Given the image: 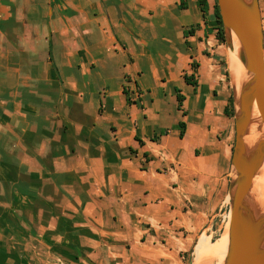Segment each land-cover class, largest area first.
<instances>
[{"label":"crops","instance_id":"1","mask_svg":"<svg viewBox=\"0 0 264 264\" xmlns=\"http://www.w3.org/2000/svg\"><path fill=\"white\" fill-rule=\"evenodd\" d=\"M184 2L0 0V264H192L214 244L230 54L215 0Z\"/></svg>","mask_w":264,"mask_h":264},{"label":"water","instance_id":"2","mask_svg":"<svg viewBox=\"0 0 264 264\" xmlns=\"http://www.w3.org/2000/svg\"><path fill=\"white\" fill-rule=\"evenodd\" d=\"M216 1L229 54L233 50L234 34L241 45L244 66L250 73L249 82L241 89L238 98L232 78L235 141L228 188L229 247L223 264H264V207L251 201L254 176L264 166V32L261 10L259 0ZM253 108L257 109L261 122L256 127L259 136L251 151L246 137ZM86 261L94 264L89 259Z\"/></svg>","mask_w":264,"mask_h":264},{"label":"bare ground","instance_id":"3","mask_svg":"<svg viewBox=\"0 0 264 264\" xmlns=\"http://www.w3.org/2000/svg\"><path fill=\"white\" fill-rule=\"evenodd\" d=\"M249 2V0H244ZM233 41V50L229 57V65L231 69V74L234 79V85L236 89V98L239 97L241 89L245 86L246 83L249 82L250 73L246 70L244 66V60L242 56L241 45L237 39V37L232 34ZM261 122L260 115L256 108H253L252 122L250 128L248 130V135L246 137L247 145L249 146V150L252 151L253 146L255 145L258 139L257 125ZM252 203L257 206L264 207V166L256 172L254 176V180L252 183ZM229 204V197L226 202ZM256 206V207H257ZM229 225H230V213L228 214V223L226 226V230L222 234L219 241L215 244H208L204 246L203 238L199 240L196 250L194 261L192 264H198L201 260L202 256L208 252L213 256L216 264H223L227 255L228 247H229Z\"/></svg>","mask_w":264,"mask_h":264},{"label":"rangeland","instance_id":"4","mask_svg":"<svg viewBox=\"0 0 264 264\" xmlns=\"http://www.w3.org/2000/svg\"><path fill=\"white\" fill-rule=\"evenodd\" d=\"M259 5H260V10H261V16H262V25H263V32H264V0H259ZM225 48L227 49V52L230 53L228 46L225 43H223ZM225 68H226V75L228 77L229 81H232V74H231V69L229 68V65L227 62L225 63ZM233 88V85H232ZM234 117V116H233ZM235 141V139H234ZM228 198V197H227ZM228 213H229V204L226 203L223 213L221 214V217H218L217 220L214 222V227L209 231L210 239L215 242L223 233V231L226 228L227 222H228ZM203 238V239H202ZM201 239L204 242V246L211 244L209 240L203 236ZM219 241V240H218ZM205 264H216L213 258H208L206 259Z\"/></svg>","mask_w":264,"mask_h":264},{"label":"trees","instance_id":"5","mask_svg":"<svg viewBox=\"0 0 264 264\" xmlns=\"http://www.w3.org/2000/svg\"><path fill=\"white\" fill-rule=\"evenodd\" d=\"M184 1L185 0H182V3L180 5L182 8H185L186 7V4H185ZM198 5L201 8V10L204 13V15L207 14V12L209 10L208 0H198ZM214 15H215L216 22L218 23L216 38H217V40L220 43H225V36H224L223 25H222V22H221V18H220V14H219V9H218L217 1L216 0H215V4H214ZM191 32H193V31H191ZM186 81L189 82L188 79H186ZM177 100H178V107H181L182 102H183V97L180 96V95H178ZM229 103H230V106H231V112L229 113L226 110V114L228 116L233 117L234 116V111H233V108H232V104H233V99L232 98H230ZM179 125H180V127L184 128V124L183 123H180ZM181 137H183V132L181 133Z\"/></svg>","mask_w":264,"mask_h":264}]
</instances>
